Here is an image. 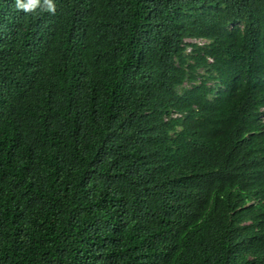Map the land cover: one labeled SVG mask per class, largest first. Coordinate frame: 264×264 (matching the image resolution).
<instances>
[{
	"label": "trees",
	"instance_id": "trees-1",
	"mask_svg": "<svg viewBox=\"0 0 264 264\" xmlns=\"http://www.w3.org/2000/svg\"><path fill=\"white\" fill-rule=\"evenodd\" d=\"M53 3L0 0V264H264V0Z\"/></svg>",
	"mask_w": 264,
	"mask_h": 264
},
{
	"label": "clouds",
	"instance_id": "clouds-1",
	"mask_svg": "<svg viewBox=\"0 0 264 264\" xmlns=\"http://www.w3.org/2000/svg\"><path fill=\"white\" fill-rule=\"evenodd\" d=\"M38 6H40V0H27V3H22V0H16V7L25 12H32ZM43 7L44 10L55 13L56 5L53 3V0H43Z\"/></svg>",
	"mask_w": 264,
	"mask_h": 264
},
{
	"label": "rangeland",
	"instance_id": "rangeland-1",
	"mask_svg": "<svg viewBox=\"0 0 264 264\" xmlns=\"http://www.w3.org/2000/svg\"><path fill=\"white\" fill-rule=\"evenodd\" d=\"M195 42H197V43H202V41H195Z\"/></svg>",
	"mask_w": 264,
	"mask_h": 264
}]
</instances>
